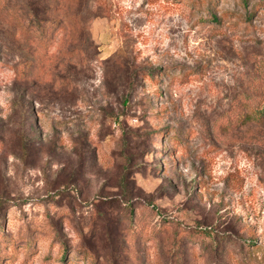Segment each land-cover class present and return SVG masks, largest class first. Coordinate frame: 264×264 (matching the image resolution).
Here are the masks:
<instances>
[{"label": "rangeland", "instance_id": "374dc122", "mask_svg": "<svg viewBox=\"0 0 264 264\" xmlns=\"http://www.w3.org/2000/svg\"><path fill=\"white\" fill-rule=\"evenodd\" d=\"M243 12L0 0V235L17 247L0 264H264V123L235 119L264 107V10Z\"/></svg>", "mask_w": 264, "mask_h": 264}, {"label": "trees", "instance_id": "16d2710c", "mask_svg": "<svg viewBox=\"0 0 264 264\" xmlns=\"http://www.w3.org/2000/svg\"><path fill=\"white\" fill-rule=\"evenodd\" d=\"M238 2L245 8V12H243L242 14L237 13L236 17H238L239 20H244V22H247V23L249 21H251L253 15H255L257 10H259V9L264 10V1H260L259 3H257L255 5V7L253 8V10H249V0H238ZM208 16H209V19H211V21L218 22V21L222 20V19H220V20L217 19V17L213 16V14H211V13H209ZM153 75H154V72L149 70L148 71L147 80L149 78H152ZM244 107H245V109H247L246 106H244ZM235 119H237L239 124L248 123V122H254V123L262 124V123H264V107L262 109H260V110L259 109H253V108L250 107V110L247 113H245V114L239 112ZM159 135H161V131L160 132H154L151 136L156 138ZM128 202H129V200H128ZM125 206L126 207L130 206V204L127 203V204H125ZM130 208H131V206H130ZM133 211L134 210L131 208L130 209V214H131L132 217L134 215ZM0 227H1V225H0ZM199 235L202 238L211 239L212 243H214L216 245V248H218V246H219L218 241L219 240H218V238H215V237L212 236V232L210 230H200L199 231ZM0 242H1L2 246H4V244L6 245V247L4 246V248H0V254H5V249L11 248V247L14 246L13 245L14 242L11 239L7 238L5 235H0ZM209 243L210 242L206 243V247L209 246ZM26 247L27 248H31L32 247V243H31L30 239L27 240ZM60 249H61V251H63V250L66 251L65 245L63 243L60 244ZM16 250H17V247L14 246V251H16ZM85 255L87 256L86 261H88V262L92 261V257L93 256H91L90 253L86 252Z\"/></svg>", "mask_w": 264, "mask_h": 264}]
</instances>
